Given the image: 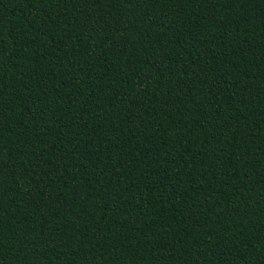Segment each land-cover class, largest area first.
Returning a JSON list of instances; mask_svg holds the SVG:
<instances>
[{
  "label": "trees",
  "instance_id": "1",
  "mask_svg": "<svg viewBox=\"0 0 264 264\" xmlns=\"http://www.w3.org/2000/svg\"><path fill=\"white\" fill-rule=\"evenodd\" d=\"M0 264H264V0H0Z\"/></svg>",
  "mask_w": 264,
  "mask_h": 264
}]
</instances>
